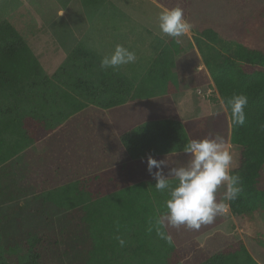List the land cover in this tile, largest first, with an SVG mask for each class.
<instances>
[{"label": "trees", "instance_id": "obj_1", "mask_svg": "<svg viewBox=\"0 0 264 264\" xmlns=\"http://www.w3.org/2000/svg\"><path fill=\"white\" fill-rule=\"evenodd\" d=\"M232 1L242 4L252 0ZM156 2L164 9L179 6L188 21L190 0ZM237 26L243 35L235 39ZM230 28V41L225 43L228 54L207 56L203 63L223 107L234 94L248 97L243 126L233 127L225 110L230 124L229 142L239 148V167L232 174L239 175L243 189L235 201L227 203L231 212L248 214L264 211V45L260 47L256 38L264 35V2L231 22ZM216 29H202L200 36L222 47L224 42L218 35L221 29ZM33 37L42 39L40 34ZM29 43L11 22H0V187L7 186V198L16 194L11 193L14 188H9L14 175L8 161L13 155L22 152L25 156L31 143L89 105L110 109L111 114L113 107L135 97L162 94L165 85L162 78L166 79L169 64L167 53L162 54L148 67L141 81L134 84L113 68L102 69V58L80 44L49 75ZM119 141L129 160L146 159L149 155L160 160L181 152L188 138L177 120L159 119L123 130ZM96 143L89 141L85 152L77 155L72 167L76 176L81 174L78 179L38 195L64 212L67 224L56 231L37 230L6 245L4 251L15 253L19 264H113L123 256L133 260V264L184 263L192 246L176 247L156 235L155 220L166 211L167 190L157 191L148 171L142 174L149 181L148 188L144 184L129 188L125 183L130 178L125 166L127 158L110 159V164L104 167L106 155L100 149L107 147ZM57 166L58 161L54 160V168ZM147 193L155 200L161 196L159 203H152ZM130 197H141L142 202L131 201ZM150 223L151 232L147 231ZM118 236L125 240L123 247L117 242ZM1 238L0 228V243ZM2 252L0 244V264L4 262ZM197 264L258 263L238 241L205 255Z\"/></svg>", "mask_w": 264, "mask_h": 264}, {"label": "rangeland", "instance_id": "obj_2", "mask_svg": "<svg viewBox=\"0 0 264 264\" xmlns=\"http://www.w3.org/2000/svg\"><path fill=\"white\" fill-rule=\"evenodd\" d=\"M263 2L252 0L237 4L232 0H190L188 22L192 30L176 39L160 33L157 18L164 8L156 0H0V22H11L30 40L29 44L34 47L45 73L49 75L63 64L77 45L92 49L102 58L120 44L135 53L136 61L115 70L137 84L148 67L167 53V76L166 79L162 78L165 81L164 92L161 94L163 96L154 97L149 102L152 114L175 115L178 103L174 105L173 99L177 102L178 98L185 96L183 104L186 107L188 100L196 105L191 110L193 118L183 115L186 117L184 130L188 140L212 138L219 134L226 143L230 131L228 122L225 115L218 112L222 103L219 104L218 92L203 60L210 55H227L225 43L229 40L231 22ZM207 28L221 29L218 35L223 39L222 47L200 36V31ZM234 31L235 39L243 35L238 26ZM257 32L261 34V31ZM38 34L42 39L33 37ZM246 34L253 39L255 37L248 30ZM256 38L257 44L263 47L264 35ZM132 109L133 105L111 110L117 130L130 128L133 123L131 118L137 116ZM46 136L26 147L27 155H13L8 161L14 175L9 188H14L11 193L16 194L7 198V186L0 187L3 264H19L15 253L4 251L6 245L14 244L37 230L56 231L67 224L65 213L38 195L78 179L81 174L76 176L60 167L54 168V156L48 153L51 152V140ZM96 142L100 141H92V144ZM229 150L233 156L232 174L239 167V148L230 143ZM119 151L120 146L116 143L107 152L101 147L100 152L106 155L104 164L107 165L104 167L110 164L109 155ZM184 160L186 157L178 154L169 165L180 166ZM262 174L264 176V169ZM170 184L174 187L175 181ZM224 191V186H221L217 192L218 201L222 200ZM165 231L174 246H192L188 258L179 264H197L205 255H212L238 241L258 264H264V211L236 214L228 207L224 215L217 216L212 224L202 226L199 231L189 230L183 225L179 228L166 226ZM133 263L126 256L113 261V264Z\"/></svg>", "mask_w": 264, "mask_h": 264}, {"label": "clouds", "instance_id": "obj_3", "mask_svg": "<svg viewBox=\"0 0 264 264\" xmlns=\"http://www.w3.org/2000/svg\"><path fill=\"white\" fill-rule=\"evenodd\" d=\"M160 33L176 39L185 36L192 30V25L185 19L183 9L179 6L163 9L158 14ZM136 55L123 45L117 44L114 49L103 56L100 67L117 68L134 63ZM248 97L234 94L225 102V110L230 114L233 127L245 124V107ZM182 152L186 161L180 166H170L167 158L157 160L147 156L146 168L155 180L157 191L167 190L168 198L164 202L166 211L155 220L156 235L169 243L171 237L161 230L166 226L199 231L202 226L212 224L217 216L228 211L229 204L235 201L242 192L239 175L231 174L233 156L226 146L223 136L216 134L212 138L189 139ZM155 169V171H154ZM170 181H175L171 186ZM224 186L222 200H217V192ZM153 225L147 231L151 232ZM121 247L125 240L117 237Z\"/></svg>", "mask_w": 264, "mask_h": 264}, {"label": "crops", "instance_id": "obj_4", "mask_svg": "<svg viewBox=\"0 0 264 264\" xmlns=\"http://www.w3.org/2000/svg\"><path fill=\"white\" fill-rule=\"evenodd\" d=\"M160 95L161 94L152 97H135L134 99H131L122 105L113 107V109L123 106L130 107V105H133L132 110L136 111L137 116L135 118H131V121H133V123L131 124L130 128H128L127 130L136 127L137 125L147 123L149 121H154L159 119L177 120L178 118L179 119L177 121L180 122L184 128V123H185L184 118L186 117H183V115L186 114L187 116L189 115L188 118H193L194 115L193 113H191V110L193 109V107L194 109L196 108L195 103L193 101L191 102L190 100H188L186 107L185 104H183V102L185 101V99L183 98H185V96L178 98L177 102H175L173 99L174 105L177 106L178 103V110L175 115L174 114L171 116L168 115V117L157 116V115L155 116V114H152L151 107H149L148 104L149 102H151V100L154 97H158ZM221 103H222L221 100H219V104ZM221 105L222 108L218 112H221L225 115V118L227 119L228 122L227 123L228 128L230 130V124H229V119L227 117V113L225 111V108L223 107V104ZM109 111L110 109H98L92 105H89L84 109L69 116L60 126H58L56 129H54L46 136L48 137L47 139L51 140V142L49 143V150L51 152L48 153L50 154V156H54V160H57L59 164V166L55 167V169L60 167L62 170H67L73 175L74 171L72 166L76 161L77 155L80 152H85V149L88 145L87 143L89 141H95V140L100 141L107 147L106 152L111 146H114L115 143L116 145L120 146L121 151H119L118 153L116 152L114 155H109L108 160L111 158L114 159L125 158L126 153L123 151L122 145L120 144L119 141V134L123 130L119 131L116 129V122L114 116H112V114H109L110 113ZM226 146L228 148L230 146L229 132L227 135ZM31 149H33V147H31ZM21 154L17 156H20ZM178 154L184 155L182 151L178 152ZM177 155L173 157H171V155L169 156L167 155V156H163L161 159L167 158L169 163ZM146 159L129 160L127 158V162L125 166L128 167L127 172L130 178H128V181L126 182L124 181V182L128 184L129 188L132 189L140 188L142 184H144V186L148 188L149 181L142 178L144 177V175L142 174H145L147 171ZM65 166L70 168H66ZM29 167L31 168V170L33 169L30 164ZM147 195L150 196L152 203H159L160 201L159 199L161 198V196H157V199L155 200L154 196H152L151 194L147 193ZM130 199L131 201L137 199L138 201L142 202L141 197H137V198L130 197Z\"/></svg>", "mask_w": 264, "mask_h": 264}]
</instances>
